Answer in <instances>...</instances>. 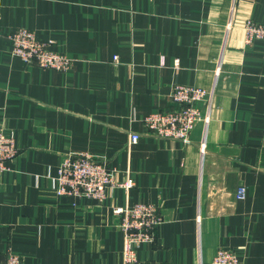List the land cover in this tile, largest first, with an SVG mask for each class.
Segmentation results:
<instances>
[{"label":"crops","instance_id":"obj_1","mask_svg":"<svg viewBox=\"0 0 264 264\" xmlns=\"http://www.w3.org/2000/svg\"><path fill=\"white\" fill-rule=\"evenodd\" d=\"M247 20L264 24V0H0V128L18 150L0 174V262L123 264L112 210L146 203L162 223L140 260L211 264L226 249L264 264V42L245 44ZM20 28L71 67L13 56ZM175 85L211 95L189 144L143 134L148 114L174 109ZM78 151L134 186L102 202L57 196L59 166Z\"/></svg>","mask_w":264,"mask_h":264},{"label":"built area","instance_id":"obj_2","mask_svg":"<svg viewBox=\"0 0 264 264\" xmlns=\"http://www.w3.org/2000/svg\"><path fill=\"white\" fill-rule=\"evenodd\" d=\"M244 42L249 45L255 41L264 42V24L247 20L243 24ZM12 55L22 61L34 64L42 69L66 72L72 65V58L53 49V41H39L35 34L20 28L9 34ZM177 64V63H176ZM210 92L204 88L175 85L170 94L174 109L153 112L143 119L144 135L166 139L182 144L190 143V133L200 121H207L202 115L199 104L210 103ZM139 133L130 134V142H137ZM203 150V147L201 148ZM18 154L14 133L0 128V174L6 170V162ZM134 186L130 177L117 180L115 170L111 169L103 158H97L85 151L72 152L61 162L54 182L57 196L84 197L98 202L106 198L109 188L129 190ZM236 198H245V189L239 188ZM112 214L118 218L117 227L123 233V264H163L142 261L138 257L140 246L151 243L155 231L162 223L157 208L146 203H136L126 207H115ZM0 264H21L19 256L6 254ZM211 264H244L233 252L226 249L216 251Z\"/></svg>","mask_w":264,"mask_h":264},{"label":"water","instance_id":"obj_3","mask_svg":"<svg viewBox=\"0 0 264 264\" xmlns=\"http://www.w3.org/2000/svg\"><path fill=\"white\" fill-rule=\"evenodd\" d=\"M222 152H225V153H233V152H235L234 150H230V149H228V148H223L222 149Z\"/></svg>","mask_w":264,"mask_h":264}]
</instances>
